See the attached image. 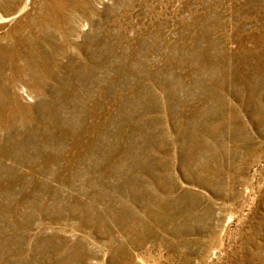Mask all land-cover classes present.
<instances>
[{
    "label": "rangeland",
    "instance_id": "1",
    "mask_svg": "<svg viewBox=\"0 0 264 264\" xmlns=\"http://www.w3.org/2000/svg\"><path fill=\"white\" fill-rule=\"evenodd\" d=\"M0 264H264V0H0Z\"/></svg>",
    "mask_w": 264,
    "mask_h": 264
}]
</instances>
